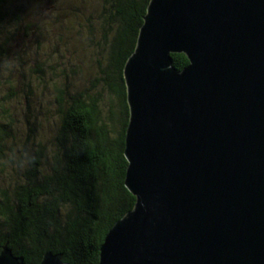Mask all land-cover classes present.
Here are the masks:
<instances>
[{
  "label": "water",
  "instance_id": "95a60500",
  "mask_svg": "<svg viewBox=\"0 0 264 264\" xmlns=\"http://www.w3.org/2000/svg\"><path fill=\"white\" fill-rule=\"evenodd\" d=\"M125 79L137 203L99 264H264V0H152Z\"/></svg>",
  "mask_w": 264,
  "mask_h": 264
},
{
  "label": "trees",
  "instance_id": "16d2710c",
  "mask_svg": "<svg viewBox=\"0 0 264 264\" xmlns=\"http://www.w3.org/2000/svg\"><path fill=\"white\" fill-rule=\"evenodd\" d=\"M151 2L0 0V255L8 245L25 264L49 253L99 264L135 209L125 68ZM19 35L34 52L13 51ZM171 56L180 72L190 64Z\"/></svg>",
  "mask_w": 264,
  "mask_h": 264
},
{
  "label": "rangeland",
  "instance_id": "374dc122",
  "mask_svg": "<svg viewBox=\"0 0 264 264\" xmlns=\"http://www.w3.org/2000/svg\"><path fill=\"white\" fill-rule=\"evenodd\" d=\"M17 42H15L14 44H13V51H25V52H34L35 50H34V48L36 47V45H35V43H34V41H33V39L31 40H29L28 38H24L23 36H20L19 35V37H17ZM44 41V40H43ZM2 66V68L4 69V67H5V65L4 64H2L1 63V61H0V67ZM46 97H49V96H46ZM39 101H45V98L43 99V97H41L39 100H37V102H39ZM14 105H15V103H14ZM22 112V114H23V117H22V119H24V116H28V114H29V108L28 109H25L24 110V112L23 111H21ZM20 118H21V116H20Z\"/></svg>",
  "mask_w": 264,
  "mask_h": 264
}]
</instances>
